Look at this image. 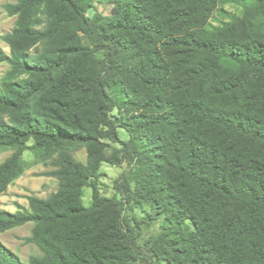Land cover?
<instances>
[{"label": "trees", "instance_id": "1", "mask_svg": "<svg viewBox=\"0 0 264 264\" xmlns=\"http://www.w3.org/2000/svg\"><path fill=\"white\" fill-rule=\"evenodd\" d=\"M95 1L5 7L17 21L0 36L11 68L0 151L14 153L0 164V192L30 167L25 150L54 168L45 175L58 190L0 210V233L33 224L26 242L42 255L29 264H264V0L213 32L199 28L219 0H109L111 16L89 17ZM109 143L121 146L111 157ZM81 149L85 164L72 155ZM103 163L128 168L112 198L85 177ZM0 264L26 263L0 241Z\"/></svg>", "mask_w": 264, "mask_h": 264}, {"label": "rangeland", "instance_id": "2", "mask_svg": "<svg viewBox=\"0 0 264 264\" xmlns=\"http://www.w3.org/2000/svg\"><path fill=\"white\" fill-rule=\"evenodd\" d=\"M256 1L257 0H219L217 6L212 10L207 24L199 28V30L205 28V30L213 32L219 28L231 26L235 21L243 18L246 14V9L254 5ZM16 2L17 0H0V36L10 33L16 27L17 18L9 16L5 10L8 4H15ZM113 9L114 6L109 0H96L93 8L88 12V16L92 17L95 14L111 16L113 14ZM257 12L259 14L257 19L258 35L264 44V6L259 7ZM0 49L7 54L10 53L9 48L1 40ZM10 71L11 68L8 64L0 63V85L9 81ZM22 78H24V76H20L14 79V81H19ZM166 96L170 97L178 106L182 104V102H185L182 95L171 96V94H167L165 97ZM112 116L118 119V121L124 117L120 110H115ZM118 132L122 141L126 142L130 140V135L125 130L119 129ZM109 144V148L105 151L107 157H111L114 154V150L121 147L117 144ZM27 146L31 147L32 143H28ZM13 153L14 151L11 150L0 151V164L11 157ZM72 155L77 161L84 164L86 163L87 154L85 149L74 151ZM23 160L29 163L30 167L23 176L13 181L4 192H0V210L16 213L21 209H29L30 197L47 200L58 190V180L45 175L53 171L54 168L50 167L48 164L38 162L30 150L24 151ZM127 170L126 163H122L119 166L103 163L97 177L88 172H85V177L96 182L101 196L112 198L116 194L114 190L115 181ZM91 201L92 190L86 188L84 196L85 206H90ZM150 211L151 206L144 204V206L138 207L135 210L134 215L138 218H143ZM32 229L33 224L29 223L5 233H0V241L26 264H29L31 258L41 257L42 255L36 245L26 242V239L31 236ZM159 230L160 223H157L152 229L145 231L144 237L155 236Z\"/></svg>", "mask_w": 264, "mask_h": 264}]
</instances>
